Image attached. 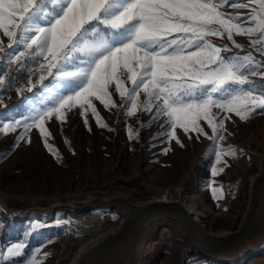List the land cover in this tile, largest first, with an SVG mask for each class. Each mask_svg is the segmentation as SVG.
<instances>
[{
    "label": "rangeland",
    "instance_id": "rangeland-1",
    "mask_svg": "<svg viewBox=\"0 0 264 264\" xmlns=\"http://www.w3.org/2000/svg\"><path fill=\"white\" fill-rule=\"evenodd\" d=\"M253 9L259 10V0L255 3L237 0L235 4L227 0L219 10L243 20ZM0 39L4 40L6 48L7 37L0 33ZM208 39L216 46H226L229 51L222 50L221 54L228 58H242L251 53L256 61L264 63V54L258 50L262 46L251 43L261 39L259 34L234 35L232 39L241 45L239 49L226 34ZM257 71L264 73V67ZM35 74L29 78L33 83L40 73L36 71ZM121 79L126 87H131L126 74L121 75ZM249 79L255 86L264 87L261 75ZM27 80L11 88L5 85L7 91L0 90V126L31 117L55 102L57 89L52 87L55 82L51 78L45 81L48 88L37 85L32 92L18 93L17 89ZM109 91L115 107L106 108L93 99L100 123L90 108L81 109L76 105L65 110L63 121L55 115L46 119L43 137L35 127L25 134L23 124L15 132H0V252L6 255V250L17 242L26 245L22 257L14 259V264H28L32 258L37 264H68L78 246L115 228L120 220L111 212L60 215L47 221L40 219V214L18 218L31 204L46 206L114 193L131 194L142 201L168 195L182 201L192 200L196 215L203 212V223L208 231L236 228L247 202L250 179L257 172L258 158L264 151V114L254 113L247 120H241L235 113L214 108L216 118L224 121V128L220 130L223 140L209 139L212 130L201 120V127L208 135L184 133L178 127V143L167 134L166 117L153 120L156 109L143 110L146 101L143 92L139 95L137 111L129 116L126 99L119 96L115 85ZM22 95L35 98L36 102L33 99L25 101ZM130 131L133 138H130ZM22 134L24 140L19 139ZM29 138L30 143L27 142ZM45 139L53 151L46 147ZM230 149L235 155L230 154ZM215 151H221L220 164L215 163ZM213 167L218 170L222 167L223 171L212 176ZM95 217L101 221L100 226L82 234L80 229ZM183 246L177 243L166 247L153 263L182 264L180 250ZM251 260L249 264H264V260L255 256ZM185 264L217 263L199 255H189Z\"/></svg>",
    "mask_w": 264,
    "mask_h": 264
},
{
    "label": "snow or ice",
    "instance_id": "snow-or-ice-1",
    "mask_svg": "<svg viewBox=\"0 0 264 264\" xmlns=\"http://www.w3.org/2000/svg\"><path fill=\"white\" fill-rule=\"evenodd\" d=\"M226 2L0 0V33L8 40L6 51L0 39V90L7 91L25 73L36 71L40 73L36 83L28 79L18 93L32 92L37 85L48 88L45 81L49 78L57 89L50 107L23 120L5 123L0 132H15L23 124L25 134L35 127L43 137L46 119L55 115L63 121L65 110L76 105L90 108L100 123L93 99L106 108L115 107L109 91L115 85L119 96L126 99L129 116L137 111L143 92V110L151 112L155 108L153 120L167 118L170 139L180 142L176 137L178 127L184 133L207 136L200 124L203 120L213 133L209 139L223 140L220 130L224 121L216 118L214 108L235 113L241 120L254 113L264 114V87L255 86L249 79L258 74L264 78V73L257 71L264 63L256 61L251 53L228 58L221 54L222 50L229 51L226 46H216L208 39L226 34L239 49L241 45L232 39L234 35L259 34L261 39L251 43L261 45L258 50L264 54V0H259V10L253 9L243 20L219 10ZM236 2L233 0V4ZM13 63L17 67L5 88L7 68ZM123 74L130 88L121 79ZM22 98L36 102L35 98ZM129 135L133 138L131 131ZM19 139L24 140L25 135ZM27 142H31L30 138ZM45 145L53 151L47 139ZM229 152L235 155L234 150ZM214 158L220 164L221 151H215ZM218 171L223 168L213 167L212 176ZM25 247L24 242H17L6 250V255L0 252V264H14ZM28 264L37 261L32 258Z\"/></svg>",
    "mask_w": 264,
    "mask_h": 264
},
{
    "label": "water",
    "instance_id": "water-1",
    "mask_svg": "<svg viewBox=\"0 0 264 264\" xmlns=\"http://www.w3.org/2000/svg\"><path fill=\"white\" fill-rule=\"evenodd\" d=\"M114 213L120 220L81 244L68 264H152L169 246L182 243L180 259L199 255L217 264H237L264 248V151L251 177L247 202L235 229L208 231L203 220L181 199L142 201L127 193L87 196L46 206L31 204V214L49 216L82 213Z\"/></svg>",
    "mask_w": 264,
    "mask_h": 264
},
{
    "label": "bare ground",
    "instance_id": "bare-ground-1",
    "mask_svg": "<svg viewBox=\"0 0 264 264\" xmlns=\"http://www.w3.org/2000/svg\"><path fill=\"white\" fill-rule=\"evenodd\" d=\"M159 199L172 200L173 198L169 197L168 195H163ZM183 202L188 206V208L192 212L195 213V211H196L195 210V204L193 203L192 200H190V199H184ZM59 216L60 215L49 216V215L40 214V219L47 221V220H53L55 218H58ZM197 216L200 217L201 220H203V218L205 217L204 214H203V212L202 213H199ZM88 224L89 225H86V226H84L83 228L80 229V231L82 232V234H88V233L93 232L94 230H96L100 226L101 221L98 218H96V217L94 219H91L90 218L89 221H88ZM252 256H255L257 259L259 258L261 260H264V248L261 249L260 251H257L255 253H253L251 256H248L243 261H241L240 263H237V264H249V263H251L252 262V260H251Z\"/></svg>",
    "mask_w": 264,
    "mask_h": 264
},
{
    "label": "built area",
    "instance_id": "built-area-1",
    "mask_svg": "<svg viewBox=\"0 0 264 264\" xmlns=\"http://www.w3.org/2000/svg\"><path fill=\"white\" fill-rule=\"evenodd\" d=\"M16 67H17V65H16L15 63H13V64H11V65L8 66V68H7V75H5V85H6V86H8L9 77H10L12 74L15 73ZM35 73H36V72H33V73H31V74H29V73H25L23 76L20 77L18 83H20V82H22V81H25V80H27V79L33 77L34 75H36ZM14 84H17V83H13L12 85H14ZM5 85H4V86H5Z\"/></svg>",
    "mask_w": 264,
    "mask_h": 264
}]
</instances>
